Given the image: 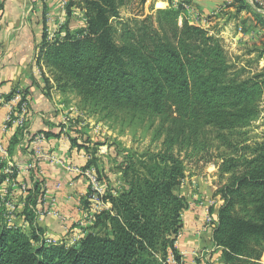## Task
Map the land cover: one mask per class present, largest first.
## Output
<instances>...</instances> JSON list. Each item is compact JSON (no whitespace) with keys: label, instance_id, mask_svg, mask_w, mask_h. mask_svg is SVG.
Segmentation results:
<instances>
[{"label":"trees","instance_id":"obj_1","mask_svg":"<svg viewBox=\"0 0 264 264\" xmlns=\"http://www.w3.org/2000/svg\"><path fill=\"white\" fill-rule=\"evenodd\" d=\"M134 1L146 2L67 0L66 14L79 9L85 28H65L47 40L44 27L36 55L54 86L71 90L87 114L122 117L130 126L157 119L151 143L158 149L124 150L116 166L119 185L101 197L109 208L94 216L74 246L48 244L31 215L29 232L8 225L0 208V264H170V258L184 264L175 244L188 202L174 188L193 159L216 160L218 264H264V140L249 131L264 111V66L253 72L247 62L238 69L217 34L190 25L181 6L121 22L120 9ZM229 7L235 14L251 11L246 0ZM252 17L264 31V15ZM263 58L264 49L258 50L255 66ZM77 136L69 135L70 144L88 154L86 168L93 167L101 183L96 148Z\"/></svg>","mask_w":264,"mask_h":264},{"label":"crops","instance_id":"obj_2","mask_svg":"<svg viewBox=\"0 0 264 264\" xmlns=\"http://www.w3.org/2000/svg\"><path fill=\"white\" fill-rule=\"evenodd\" d=\"M246 1L251 11L235 20L230 19L235 13L229 7L232 0H147L145 6L153 10L181 6L190 25L214 29L223 41L228 36L237 45L248 41L253 29L264 35L252 17V12L264 15V0ZM0 4V200L15 208L11 225L30 230L26 215H31L32 227L39 228L45 240L66 244L88 223L84 200L90 190L85 175L90 157L70 144L69 135H74L62 127L66 111L61 97L36 54L44 27L50 40L63 32L64 25L69 32L84 29L85 20L79 13L68 16L62 0H0ZM242 17L243 25L238 23ZM77 18L82 22L73 28ZM22 104L25 114L20 111ZM20 118L22 128L16 123ZM211 184L214 194L216 187ZM175 194L189 202L188 196ZM219 205L217 199L214 216ZM0 208L5 209L1 204ZM211 232L202 210L183 211L178 250L187 253L186 261L218 264L220 252H213Z\"/></svg>","mask_w":264,"mask_h":264},{"label":"rangeland","instance_id":"obj_3","mask_svg":"<svg viewBox=\"0 0 264 264\" xmlns=\"http://www.w3.org/2000/svg\"><path fill=\"white\" fill-rule=\"evenodd\" d=\"M147 2V0H146ZM146 2L143 6H140L137 1H134L132 4L128 5L127 7H123L120 9V21L125 23L128 20L131 19H137L142 20L148 15H154L156 10H153L152 8L147 9L146 8ZM166 9V8H165ZM79 13L80 15L83 13L79 11V9L75 8L72 10V13ZM244 11H241L242 13ZM185 13V10L183 14ZM239 13V14H240ZM239 14L232 15L230 19H234L239 16ZM185 19L186 13L184 14ZM84 18V16H83ZM244 17L239 19V22H243L245 24ZM85 20V18H84ZM235 20V19H234ZM81 21V18H77L75 20V23L72 24V27L79 26V22ZM82 22V21H81ZM67 29V27L64 25L61 30L64 31V29ZM245 28V27H244ZM242 28L241 31L247 29ZM237 29V28H236ZM210 33L217 34L214 29L209 30ZM63 34V32H62ZM54 35V34H53ZM222 42L223 46L228 54L229 59L232 63L236 64L238 69H241L243 67L247 66V62H253V66L251 67L253 72H256L259 68H262L264 66V58L261 60H258L255 66L256 56L258 50H263V35H260L257 32V29L251 30V37L248 38V41H245L243 43H239L235 45V42L229 39L227 36L225 38L226 42L221 39L219 34L216 35ZM234 46V47H233ZM263 54V53H262ZM255 60V61H254ZM48 73V72H47ZM49 77L51 78L50 74L48 73ZM53 87L54 84H53ZM55 91L57 94L61 97L60 100L63 103V106L65 108V115L66 120H64V124L62 125L63 128H65L68 132L67 133H73L74 137L77 136L74 132H79V142H85L88 144V146L91 148V150H94L96 148V158L98 159V169L101 171L100 176L102 178L101 186L103 189L108 188L109 186L116 188L119 185V171L116 169L117 164H119L124 157V150L136 152L137 154H142L146 150H156L159 147V143H151V138L153 131L155 128H157L159 121L157 119H150L148 121L143 122H136V124L130 126L128 125V121L122 117L112 118V119H102L99 118V116L96 115H89L86 111H82L80 108V99L71 91L67 90L65 92H61L55 87ZM264 108V105L262 106ZM250 131V137L255 140H264V111L262 112L261 119L252 125V127L249 129ZM77 136V138H78ZM99 152V153H97ZM216 160H213L209 163L199 162L196 164V162L193 160L187 161L185 163L186 171H185V178L181 180L180 184L174 188V191L178 194L182 193L185 196H188V208L192 210H195L199 208L200 210L204 211V208H209V212H211V209H213L214 205L217 202V199L220 201V205L222 204V201L220 200L219 196H215V193L212 194L211 192V185L213 187L217 188L219 187V178H218V171L217 167L215 165ZM202 167V168H200ZM104 172V173H103ZM191 177H195L191 181ZM185 182V183H184ZM183 185V186H182ZM182 188V190H181ZM215 191V192H216ZM191 194V195H190ZM212 194V195H211ZM196 197H193V196ZM190 196V197H189ZM88 198V196H87ZM217 198V199H216ZM87 204H89L87 202ZM89 206V205H88ZM86 207L87 213H88V223L86 227H82V231L80 233L75 234L74 236H71L69 241L66 243L68 246H74L79 242V240L84 235L85 230L90 227L92 224V220L94 216L96 215L93 211L91 206ZM218 207V208H219ZM109 208V205H103L100 206L99 212L103 209ZM187 208V209H188ZM183 213V212H182ZM211 214V213H210ZM212 215V214H211ZM213 216V215H212ZM214 217V216H213ZM4 218L9 225V221L7 219V211L4 209ZM211 231L214 228L213 226H207ZM13 226V225H11ZM26 232H29L27 230ZM179 237L176 241V248L178 250V245H182L180 240L178 242ZM211 240H212V232H211ZM52 241V240H50ZM46 242H49V238L46 239ZM57 241H52L51 244H55ZM49 244V243H48ZM214 253L219 252V249L215 250L216 247H214V244L212 242ZM212 247V246H211ZM211 247H208V250L211 249ZM179 252V255L181 257V261L184 264H196L197 262L195 260L186 261L187 253L185 252ZM212 252V254H213ZM194 255V254H193ZM192 255V257H193ZM170 264H175L173 259L170 258L168 261Z\"/></svg>","mask_w":264,"mask_h":264},{"label":"built area","instance_id":"obj_4","mask_svg":"<svg viewBox=\"0 0 264 264\" xmlns=\"http://www.w3.org/2000/svg\"><path fill=\"white\" fill-rule=\"evenodd\" d=\"M67 0H62V5L65 6ZM20 111L21 114H25L26 112V105L22 104L20 106ZM17 125L19 128H22L24 125V120L22 118H20L17 122ZM36 155L38 156L37 158L40 157L39 153H36ZM12 174V172H11ZM86 177L87 180L89 182V186L91 188L90 194L88 195V198L86 199V201L89 203V207L91 206L92 211L95 214L99 213V208L100 206H103L105 204H103L101 202V197L103 196L105 189L102 188L101 183L98 182L96 174H95V170L94 168H91L86 172ZM0 204L3 205L5 207V210L7 211V219H8V223L10 224L12 219H13V214L15 212V208L13 205H11L9 202H4V200H0ZM107 205V204H106ZM204 222L207 224V226H213L214 223V215L212 216L209 212V208L205 207L204 208ZM11 225V224H10ZM48 243H52V241L49 240Z\"/></svg>","mask_w":264,"mask_h":264}]
</instances>
